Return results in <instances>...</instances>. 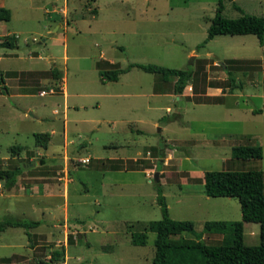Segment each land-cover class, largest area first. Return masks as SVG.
<instances>
[{"label":"rangeland","instance_id":"374dc122","mask_svg":"<svg viewBox=\"0 0 264 264\" xmlns=\"http://www.w3.org/2000/svg\"><path fill=\"white\" fill-rule=\"evenodd\" d=\"M233 2L245 14L264 19V0ZM53 3L56 11L44 13ZM1 5L10 12V19L0 22V35H17V49L0 48V52L15 53L19 58L1 66L26 67L30 52L48 61L52 56L50 65L58 70L59 79L43 78V72L5 73L16 86H28L35 94L50 89L48 95L53 96H2L0 156H13L12 147L20 148L15 154L33 151L32 134L50 130L54 135L46 154L61 156L60 86L68 94L64 105L71 150L84 145L78 155L91 160L123 157L135 150L141 154L134 162L105 161L101 166L89 163L86 169H76L67 186L68 219H62L59 202L41 199L49 213L46 217L53 218L30 241L19 228L2 232L0 264H150L154 234H146L142 247L130 245L127 235L130 226L136 232L141 224L160 219L154 183L162 190L169 218L191 222L195 232L201 231L205 221L240 220L236 199L206 197L202 185L188 178V170H259L264 194V75L260 67L264 50L251 35L216 36L196 49L206 36L217 0H2ZM222 6L223 17L239 16L228 0H222ZM57 23L63 29L49 34ZM227 60L243 61L233 65L242 70L232 71L241 87L231 92L214 90L210 86H226L223 68ZM102 61L119 69L137 63L189 70L192 78L182 92L198 96L176 100L173 79L163 81L159 75L136 69L119 74L116 81H102L95 67ZM37 63L36 69L46 64L44 60ZM207 89L218 96L224 94L220 104L194 103ZM152 90L165 91L168 97L155 96ZM73 107L78 108L77 113ZM52 109L58 114H51ZM39 116L45 120L40 121ZM74 119L82 123H73ZM255 144L261 147L259 160L230 156L232 146ZM29 151L20 162L28 163L30 157L37 162L39 157ZM17 162L8 159L5 165L12 168ZM108 167L138 172L102 173ZM154 173L157 182L152 180ZM57 217L60 219L53 222ZM173 234L191 238L176 229ZM256 234V224L243 223L245 245L256 246ZM220 239V235H202L205 244L214 245ZM54 252L61 255L53 259ZM131 257L135 261L128 259Z\"/></svg>","mask_w":264,"mask_h":264},{"label":"trees","instance_id":"16d2710c","mask_svg":"<svg viewBox=\"0 0 264 264\" xmlns=\"http://www.w3.org/2000/svg\"><path fill=\"white\" fill-rule=\"evenodd\" d=\"M232 8L239 13L237 18L229 19L222 16V0H217L214 14L206 28L204 40L196 46V49L204 46L215 36H241L251 35L257 39L258 45L262 46L264 38V19L261 17L245 14L233 0ZM10 19V12L4 7H0V22H7ZM16 47L15 39L12 36H6L0 41V48L14 49ZM243 63L238 60H227L224 62L223 72L225 73V88L215 86L221 90L227 89L231 92L235 88H240L241 84L233 77V70H242L233 65ZM245 63H252L246 61ZM101 65L107 66V69ZM95 67L102 81H116L119 74L130 69H136L148 74H156L163 81L168 78L173 79L172 93L179 96L183 89L188 85L192 78L189 70H177L164 68L155 65H143L130 63L124 69H119L113 64L106 62H97ZM261 70L264 75V59L261 63ZM247 71V69H246ZM41 77H50L59 79L57 70L52 67L48 71L40 73ZM212 87V86H210ZM189 99V98H188ZM192 99V98H191ZM193 101V100H192ZM220 97H203L196 100L197 104H215L221 103ZM34 145L45 149L48 134H33ZM19 147L9 149L11 154H15ZM230 156L239 160H259L262 158L261 147L255 145L232 146ZM19 169L12 171H0V180L4 181L5 188L14 184L15 176ZM202 192L209 198H234L239 205V221H205L202 229L195 232L193 225L189 221H178L169 218L165 205L162 190L159 184L154 183L155 203L158 206L160 219L149 221L139 226V230L129 235V244L135 247L145 245L146 234H154L152 241L153 256L150 264H264V194L263 178L259 170H218L203 171ZM243 223L256 224L258 226V244L248 246L243 242ZM39 225V222L16 219L12 216H5L0 220V234L7 227L20 228L25 232L30 241L29 230ZM176 229L182 233L188 234L191 238H184L173 234ZM203 234L220 235L221 239L217 244H205L202 241ZM60 253L54 252L53 259H56Z\"/></svg>","mask_w":264,"mask_h":264},{"label":"crops","instance_id":"0c3cea01","mask_svg":"<svg viewBox=\"0 0 264 264\" xmlns=\"http://www.w3.org/2000/svg\"><path fill=\"white\" fill-rule=\"evenodd\" d=\"M56 1V0H53ZM2 0H0V7H2ZM54 4V3H53ZM95 4V2H94ZM52 8L51 10H44V13H54L56 11V6L51 5ZM62 10V9H61ZM98 11V10H97ZM62 12H64L62 10ZM98 13V12H97ZM48 18H50L52 21H54V15L49 14L47 15ZM8 22V21H7ZM63 29L60 23L54 24L53 25V29L51 31H49V34L52 32H56L58 30ZM10 34H3L0 36H9ZM15 38H17V35H12ZM241 36H245V35H241ZM216 37V36H215ZM214 38V37H213ZM25 42V41H24ZM16 43V41H15ZM39 44V42H37ZM259 48L261 50H264V43H262V46H259ZM2 49H7V48H2ZM14 49H17V45ZM11 50V49H9ZM32 52L28 53L26 56V61L25 63L27 64L26 67L20 68V69H7V67H2L1 63L7 60H14V61H18L19 58L17 56V54L15 53H1L0 52V88H2L1 90V94H0V106L2 105V96L5 95L7 96L8 93H15V96H30V95H36L37 93H32L29 89L28 86H20V85H15L12 82V79L10 78H6L5 77V73H33V72H46L50 69V67L52 68L51 65H53L54 63V59L51 56L49 61L45 60L44 58H42L41 56H39L36 52L35 56L31 55ZM264 58L260 59V64L262 63ZM46 63L44 65V67L42 69H36L35 66L38 65L37 61H43ZM109 64H113L111 62H108ZM51 64V65H50ZM58 71V70H57ZM262 71V70H261ZM61 80V79H60ZM189 84V83H188ZM188 86V85H187ZM16 89L17 91H10L9 89ZM186 88V87H185ZM214 88V87H211ZM219 89L220 91H222L220 88H214V90ZM41 91V90H40ZM59 95H61V97L63 98V108H62V112H61V116H62V128H61V134H62V154L60 155H54L52 153H47V147L49 145V142L51 140V136L54 135V131L50 130L48 133V141L46 144L45 149H42L40 147H37L34 145V150L33 151H29V150H25V151H29L32 152L34 154V156H38V160L37 162H35L33 159V157L28 158V163L25 162H20L22 159H24V152L25 151H19L17 154H14L13 156H10L9 153L8 154H4V156H0V171H12L15 168L19 169L18 174L15 176L14 179V184L9 187V188H5L4 181L5 180H0V218H4L5 216H12L16 219H23V220H28V221H36L39 222V225H37L34 228H31L30 230H36L34 232H31L30 235L32 234H37L36 232L38 231V229H42V228H46L47 226H45V224H48L49 221H51V219L53 218H47L46 215H49L48 210H46L47 208L44 207L41 203V199H54V201L59 202L60 204L59 209L62 213V219H68V213H67V203H66V199H67V186L70 183V176L71 174L76 170V169H86L87 167H89V163L91 165H97V166H101L104 165L105 161L108 162H113V161H132L134 162L135 159L138 158V156L141 154L139 151L135 150L134 153L123 156V157H118V158H111V159H94L91 160L89 159V157L86 156H81L78 155L79 151L84 147V145H78L77 148H73L71 150V146H72V142L71 141H67L66 140V136H67V120H66V115H65V105L64 102L66 100V98L68 97V94L65 91V88L63 86H60L59 88ZM184 91V89H183ZM152 94L155 96H164V97H168V93H166L165 91H153L152 90ZM230 94V93H229ZM195 96H198L196 94H192ZM192 95L189 94H184V92H182L179 96H185L188 98H191ZM224 94H222L221 96H218V92L214 91L212 93H210L208 91V89L202 94V97H220L222 98ZM51 97L53 95H45V96H37L39 98H44V97ZM75 97H81L82 95H74ZM179 96L175 95V99L177 100ZM201 96V95H200ZM202 104V103H200ZM220 104V103H219ZM84 109V108H83ZM73 111L77 113L78 108L77 107H73ZM254 112V111H253ZM258 112V111H257ZM259 113V112H258ZM51 114L53 115H57L58 111L56 109H52ZM28 115L30 117H33L32 114L28 113ZM40 121H44L45 118L43 116H39L37 117ZM75 121H73V123H82L80 122V119H74ZM77 121V122H76ZM171 121V120H170ZM130 131H133V129H130ZM35 134H41V133H35ZM33 137V134H32ZM34 141V140H33ZM39 148L41 151H43L42 153L38 152L39 150L37 149ZM18 160V162L12 167V168H8L5 165V162L7 160ZM77 159H83V160H88V163L85 164H77L76 160ZM145 159V158H143ZM80 165V167L78 168V166ZM87 166V167H86ZM62 167V169H61ZM50 169V171L48 170ZM52 171V174H50V172ZM138 172L137 170H132V169H128V170H119V169H113L112 167H108L106 169H104L102 171V173H107V172ZM189 171V179H195L198 181L199 184H201V178H202V173L200 172H194L192 170H188ZM145 172V171H143ZM198 173V176H196V174ZM144 175V173H143ZM50 176V177H49ZM58 176V177H57ZM56 180L58 182H51V180ZM50 182H47L49 181ZM202 185V184H201ZM10 201H13L12 203H10ZM58 219H60V217L54 218L52 221L56 222ZM1 220V219H0ZM53 224V223H52ZM244 224H249V223H244ZM130 226V232H128V242H129V235L131 233H134L135 231L131 230ZM12 227H7L4 229V231L6 229H9ZM20 229V228H19ZM243 229V226H242ZM3 231V232H4ZM257 235V234H256ZM131 261L134 260V258H128ZM135 261V260H134Z\"/></svg>","mask_w":264,"mask_h":264},{"label":"built area","instance_id":"2783aa9c","mask_svg":"<svg viewBox=\"0 0 264 264\" xmlns=\"http://www.w3.org/2000/svg\"><path fill=\"white\" fill-rule=\"evenodd\" d=\"M51 93H52V91L50 89L48 91L41 90V91H39L37 93V96L41 97V96H45V95H48V94H51ZM76 161H77V163H80V164L88 163V160L87 159L86 160L77 159ZM145 175H148V174H145Z\"/></svg>","mask_w":264,"mask_h":264},{"label":"water","instance_id":"95a60500","mask_svg":"<svg viewBox=\"0 0 264 264\" xmlns=\"http://www.w3.org/2000/svg\"><path fill=\"white\" fill-rule=\"evenodd\" d=\"M217 63H218V65H221V66L223 67L222 63H220V62H217ZM152 180H153L154 182H157L156 173L153 174ZM38 264H41V263H38Z\"/></svg>","mask_w":264,"mask_h":264}]
</instances>
